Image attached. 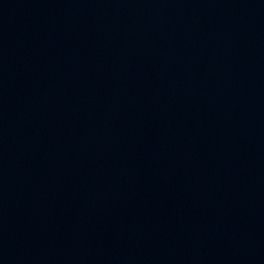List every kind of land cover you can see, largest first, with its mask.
Instances as JSON below:
<instances>
[{
  "label": "water",
  "instance_id": "water-1",
  "mask_svg": "<svg viewBox=\"0 0 264 264\" xmlns=\"http://www.w3.org/2000/svg\"><path fill=\"white\" fill-rule=\"evenodd\" d=\"M0 264H264V0H0Z\"/></svg>",
  "mask_w": 264,
  "mask_h": 264
}]
</instances>
